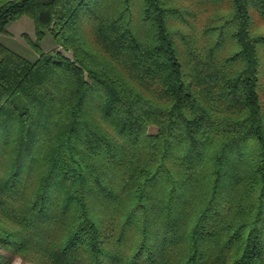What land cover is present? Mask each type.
Listing matches in <instances>:
<instances>
[{
  "label": "trees",
  "instance_id": "obj_1",
  "mask_svg": "<svg viewBox=\"0 0 264 264\" xmlns=\"http://www.w3.org/2000/svg\"><path fill=\"white\" fill-rule=\"evenodd\" d=\"M21 17L0 264H264V0H0Z\"/></svg>",
  "mask_w": 264,
  "mask_h": 264
},
{
  "label": "rangeland",
  "instance_id": "obj_2",
  "mask_svg": "<svg viewBox=\"0 0 264 264\" xmlns=\"http://www.w3.org/2000/svg\"><path fill=\"white\" fill-rule=\"evenodd\" d=\"M207 15L209 17L217 16L215 12H210ZM254 30V32L257 34H264V23L257 22ZM27 39H34L33 23L28 17H21L17 19L7 27L6 33L0 34V42L2 44L18 53L19 55L23 56L24 58L30 61H34L37 58V55L28 45ZM41 47L44 51L48 52L55 49V44L50 36H46L41 43ZM11 264L26 263L22 262L19 258H15Z\"/></svg>",
  "mask_w": 264,
  "mask_h": 264
}]
</instances>
